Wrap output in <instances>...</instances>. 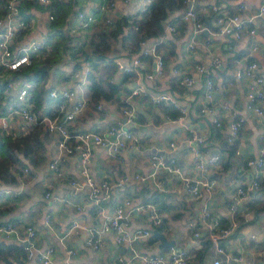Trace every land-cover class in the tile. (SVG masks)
<instances>
[{"label": "crops", "instance_id": "obj_1", "mask_svg": "<svg viewBox=\"0 0 264 264\" xmlns=\"http://www.w3.org/2000/svg\"><path fill=\"white\" fill-rule=\"evenodd\" d=\"M33 1L39 2L44 8L25 4L26 12L31 13L30 23L19 35L16 48L31 39L47 38L51 18L50 7L46 8V5L52 1ZM98 1L79 0L81 5L68 18L70 28L66 34L71 37L70 44L82 33L78 10L95 12L97 16L100 15L96 25L103 23L102 17L104 14L107 16V13L97 10ZM115 1V7L109 11L114 21L124 17L131 20V16L138 11L140 0ZM4 3V0H0V13L5 8ZM214 3L220 4L222 9L241 15L244 19V34L241 38L219 31L211 10ZM262 3L264 0H196L197 18L203 24L201 29L196 25V18H183L187 7L185 3L179 7L169 6L163 22L164 29L154 37L158 39L160 50L164 54L163 73L153 78L146 75L154 65L152 57H148L147 64L138 71H133L129 77L125 78L124 72L118 69L111 78L121 86L115 98L103 97L96 103L91 101L87 76L83 81L85 63L89 62L85 58L79 61V66L74 67V62L69 61L61 69H53L44 85L45 89H35L32 95V108L37 112H44L57 107L58 99L51 98L48 94L50 87L75 83L79 87V93L88 96L90 103L77 115L71 125L72 130L102 129L113 122L124 120L122 101L126 92L129 93L138 85L145 87V90L128 97L129 102L141 114L134 126L128 125L138 135L141 146L122 148L119 153L112 154L105 147L93 144L91 172L96 179L126 181L105 203L106 211H110L124 195L156 200L163 216L161 229H156L168 239H175L174 246L189 249L193 254V264H213L216 253L214 246H211L205 251L204 257L198 259V252L204 250L205 239L209 237L205 226L199 227L201 234L196 236L195 228L189 225V220L207 203L227 222L236 187L256 174V169L246 161L256 155L258 146L264 140V113L259 114L246 107L248 90L256 83L253 76L245 74V69L252 60H256L259 70L264 73V14L258 15ZM169 22L179 27L176 33L168 28ZM250 27L256 29L252 34L248 31ZM107 51L115 60L129 61L138 54L136 39L124 37L123 34L112 38ZM216 57L220 58V64L215 62ZM108 59L106 58L107 61ZM198 65H203L205 71L200 70ZM186 72L194 77L192 84L180 83L181 75ZM8 73L9 71L0 73V84H5L9 76L18 74ZM207 73L217 84L212 98L205 94ZM18 90L19 85L15 84L8 95L2 98L5 112L18 104ZM152 91H167L181 105L187 106L188 111L182 117L175 116L166 109L168 102H174L153 103L150 99ZM99 103L102 104L100 107ZM240 114L245 116V121L235 141L229 142L227 135L230 122ZM215 118H219L220 122ZM10 137L20 140V146L16 149L20 160L12 162L9 168L16 174L17 183L8 184L5 180H0V222L12 217L34 223L37 228L36 243L42 247L53 245L56 249L54 256L59 262L65 259V246L73 245L77 250L74 259L80 264H120L122 257L127 260V264H144L139 257H130L129 247L118 242L113 231L104 234V243L98 248L86 243L88 231L82 227L75 229L63 241L61 235L73 219L87 224H100L104 219L87 196L86 188L77 193L72 191L70 178L76 177L83 182L79 150L60 162L62 174H59L49 166L50 160L59 151L57 132L42 125L34 126L16 114L12 116L7 129L0 127V142L3 144V139L7 141ZM232 145L237 148L235 153H230ZM2 149L5 147L0 148V160L4 158ZM159 151L174 160L184 175L194 177L206 174L199 166L200 161L211 165L210 158L217 153H220L221 159L231 155V164L224 166L220 159L219 165L211 173H207L213 180L212 190L204 189L199 195L191 193L181 175L166 168L159 167L157 171V177L163 181L160 187L152 178L145 181L128 179L132 173L150 172L153 169L152 155ZM18 166L19 170H24L25 166L30 169L18 177ZM260 172L262 185L252 197L241 203L240 210L236 213L241 223L237 231L225 240L231 253L243 256L242 260L235 261L234 264H264V168ZM49 189L52 194L47 197L46 191ZM76 203H81L82 208H78ZM46 215L49 216L48 221L45 220ZM133 223L135 226L151 225L149 212L136 214ZM11 241L0 235V264H39L36 257L28 255L24 242H21L22 249L16 245H4V242ZM161 242V237L154 233L151 237L139 239L135 244L140 252H167L171 249Z\"/></svg>", "mask_w": 264, "mask_h": 264}, {"label": "built area", "instance_id": "obj_2", "mask_svg": "<svg viewBox=\"0 0 264 264\" xmlns=\"http://www.w3.org/2000/svg\"><path fill=\"white\" fill-rule=\"evenodd\" d=\"M44 3H50L52 0H41ZM129 2L130 0H123ZM153 0H140L137 7V13L131 16L136 21H143L148 18L150 4ZM19 0H8L6 12L0 16V73L6 70H17L24 64L31 62V52L43 48L46 44V39H31L28 43L22 44L19 48L15 47V43L19 37L20 31L27 26L25 18L22 16L19 6ZM186 4L184 19L196 18V0H184ZM115 0H99L96 8L97 10L107 13L106 20L113 23V17L109 14L115 7ZM211 10L215 16L220 32L232 35L235 38H241L244 34V19L237 12L222 9L221 5L214 3ZM264 14V3L261 4L258 15ZM78 16L81 21L79 26L88 25L90 21L97 19L95 12H86L79 10ZM53 18L52 12L49 14ZM196 25L199 29L203 28V24L196 18ZM138 26V24H137ZM172 33L177 32V25L173 22L167 24ZM79 28V27H78ZM254 27L249 28V33L255 32ZM148 57L154 58V65L149 69L146 75L153 78L158 74L163 73L165 66V59L159 49V41L156 39H143L141 41V49L138 54L134 55L131 60L123 62L116 59L117 68L122 72L138 71L139 68L147 64ZM87 62V61H86ZM215 62L221 63L220 58L216 57ZM86 67L83 71V81L85 76L90 71L89 62L85 63ZM200 70L205 71L203 65H198ZM245 74L255 78V85H253L247 93L246 107L254 110L257 113H264V73L258 68L256 60H252L245 69ZM82 81V82H83ZM194 77L189 73H184L180 77V83L192 84ZM19 85L17 98L18 104L10 107L7 111H2L0 107V127L7 129L10 126L11 118L14 115L21 116L23 119L30 121L34 126L42 125L50 131L57 132L58 139V153L50 160L49 166L55 169L59 174H62L60 162L65 161L70 154L79 150L81 154L80 174L83 177V182L78 178H70L69 182L74 193L86 188L87 196L90 201L97 207L100 214H103L104 219L100 224H87L79 219H73L61 239L64 241L77 228H84L88 231L86 243L93 247H100L104 243L103 236L106 232L113 231L115 239L124 243L129 247L130 257H139L144 261V264H193V254L189 249L183 248L177 250L174 245L170 246L167 252H140L136 247V241L142 238L151 237L154 234L156 227L163 223V216L161 213V206L157 201L144 200L136 198L134 195H124L117 200L110 211H106L105 203L110 199L114 192L125 185L126 181H113L108 178L96 179L91 172V159L93 144L101 145L108 149L112 154H117L122 148L140 147L139 137L131 128L136 124L141 117L137 108L129 102L128 97L145 90L143 85H138L126 92V101L123 105L124 120H118L109 124L102 129H82L72 130L71 125L75 121L78 114H80L90 103L88 96L79 93V87L75 83H65L61 85H53L50 87L48 94L51 98H57V107L45 110L44 112H37L32 108V101L29 100L30 90L29 83L18 82L16 76H10L5 82V86L0 92V98H5L10 89L15 85ZM217 84L212 76L207 73L205 94L208 98L214 96ZM150 99L153 103H161L162 101H173L179 108V117H182L187 111L188 107L181 105L170 93L167 91L150 92ZM102 104L99 103L100 107ZM219 123V118H215ZM245 121L243 114L237 115L233 118L229 125L228 141L234 142L238 137L241 127ZM264 137V136H263ZM174 144L173 142L171 143ZM211 165L200 161L199 166L205 175L194 177L184 175L181 167L170 160L163 152L154 153L152 155L153 169L148 173L136 172L129 174L128 179L131 180H150L152 178L159 187L163 185L162 179H159L158 168H166L170 171L181 175L186 182L188 189L193 195H199L205 189L210 191L213 188V180L207 175L211 173L212 169L219 165L221 159L220 153L211 156ZM249 166L256 169V174L246 182L239 183L232 195V202L229 210L230 218L224 222L222 217L215 213L211 206L204 203L200 211L189 220V225L195 228V235L199 236L201 230L199 227L205 226L207 235L210 238L215 251L213 264H234L235 261L242 260V255L238 253H231L227 249L225 240L234 234L239 225L240 220L236 213L240 210V205L244 200L249 199L260 187L261 169L264 168V140L258 146L257 153L253 157H249L246 161ZM29 166H25L24 170H17V176L21 177L28 172ZM210 175V174H209ZM52 191H46V196L50 197ZM78 208H82L81 203H76ZM148 211L151 225L135 226L133 219L136 214ZM45 220H49V216H45ZM0 235L3 237L16 241L24 242L27 248V253L30 257H36L39 264H80L75 261L74 256L77 252L73 245L65 246V259L61 262L56 260L55 247L48 245L42 247L36 243L37 228L34 223L23 222L17 218H8L0 222ZM120 264H127L125 258H120Z\"/></svg>", "mask_w": 264, "mask_h": 264}, {"label": "trees", "instance_id": "obj_3", "mask_svg": "<svg viewBox=\"0 0 264 264\" xmlns=\"http://www.w3.org/2000/svg\"><path fill=\"white\" fill-rule=\"evenodd\" d=\"M4 1L5 8L0 13V16L4 14L7 9L8 0ZM27 3L29 5L35 4L40 8H44L42 4L33 0H19L18 6L20 12L27 22L26 28L20 31L19 35L29 27L31 13H27L25 10V4ZM183 3L184 0H153L150 4L148 18L139 22L132 18L131 21L130 18L128 20V17H124L118 20L116 19V21L111 24L107 22L104 14L102 17L103 23H100L97 26L96 21L99 20V15L96 20L90 21L88 25L80 26L82 33L78 36L74 43L70 44L69 42L71 37L66 34V31L70 28L68 25V18L70 14L76 11L77 6L79 5V0H52L51 4L46 5V8L50 7V12H52L53 18H51L49 23L45 46L31 52L32 59L30 63L24 64L15 71L6 70L5 73L9 71L8 74L11 75V73L16 72L18 73L16 76L18 82L21 81L23 83H29L30 100L32 99L35 89H38L39 91H43L45 89L44 85L46 84V81L53 69H61L63 65L69 61L74 62V67L79 66V61L82 58H85L90 62V71L87 74L86 79L91 101L96 103L103 97L106 99L115 98L117 97V93L119 92L121 86L118 82L111 79L118 70L116 60L113 55L107 51L112 44V38H117L122 34L124 37L131 36V38L136 39L137 49L139 51L141 49V41L143 39H156L154 37L164 29L163 22L167 16L168 7H179L183 5ZM125 27L127 30H125ZM178 30L179 27H177V31ZM106 58H109L108 61ZM132 72L133 71L124 72L125 78L129 77ZM4 86L5 84H0V92ZM2 98H0V107L2 111H5V108H2L4 107L2 106ZM17 101H19V99ZM122 103L127 104L126 101H122ZM161 103H165V101H162ZM166 109L175 116L180 114L179 108L172 102L167 103ZM39 130L40 129H38V131ZM3 140V144L0 142V148L5 147V149H2L4 158L0 160V180H5L8 184H14L17 183V177L15 176L16 174H14V172L9 168L11 167L12 162L20 160V157L16 153V149L20 146V140L16 137H10L7 141L5 139ZM236 150V146L232 145L230 153H235ZM230 159L231 155L223 157L221 161L224 166H228L231 164ZM18 168L20 167H16V169ZM262 181H260V186L262 185ZM0 211L2 210L0 209ZM158 229H161V226H159ZM13 242L16 241H11V243L4 242V245L7 247L16 245L21 249L23 248L21 242H16L17 244H14ZM211 246H213V244L210 238H206L204 242V250H200L198 252V259L201 260L204 257L205 251Z\"/></svg>", "mask_w": 264, "mask_h": 264}, {"label": "water", "instance_id": "obj_4", "mask_svg": "<svg viewBox=\"0 0 264 264\" xmlns=\"http://www.w3.org/2000/svg\"><path fill=\"white\" fill-rule=\"evenodd\" d=\"M159 152H162V151H159ZM154 233L159 235L162 239V242L161 244H165V245H175L176 244V241L175 239H168L167 236L165 234H163L162 232H160L158 229H155L154 230ZM27 241H24V244H26ZM177 250H182L184 247L183 246H175Z\"/></svg>", "mask_w": 264, "mask_h": 264}]
</instances>
